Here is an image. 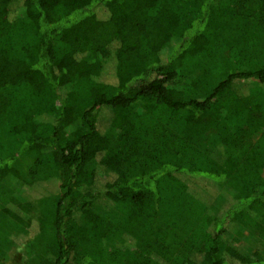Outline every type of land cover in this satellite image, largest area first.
Instances as JSON below:
<instances>
[{
  "label": "trees",
  "instance_id": "obj_1",
  "mask_svg": "<svg viewBox=\"0 0 264 264\" xmlns=\"http://www.w3.org/2000/svg\"><path fill=\"white\" fill-rule=\"evenodd\" d=\"M0 264H264V0H0Z\"/></svg>",
  "mask_w": 264,
  "mask_h": 264
},
{
  "label": "rangeland",
  "instance_id": "obj_2",
  "mask_svg": "<svg viewBox=\"0 0 264 264\" xmlns=\"http://www.w3.org/2000/svg\"><path fill=\"white\" fill-rule=\"evenodd\" d=\"M109 75H106L105 78L106 80L108 79ZM242 92H247L246 88H243L241 90ZM112 117V112L110 111V109H104L101 111L99 117H98V126L102 131H105L106 128L109 126V120ZM220 158L222 160H224V156L223 155H219ZM218 157V156H216ZM107 175H105L102 171H100V181H99V187L104 186L105 182L107 181ZM45 186H40L43 189H37L36 191H32V196L33 198H35V200L39 199L40 197L44 196V195H49L50 193H56L55 192V188H56V182L52 181L50 184L48 183H43ZM217 191H218V187L214 186V185H210L209 186V190L205 191L202 190L201 188H196L195 189V193L198 197H202L204 199V203L209 207L208 208V213L210 216H212L213 218H215L216 216H219L220 213H222L224 210H226V208L228 207V205L224 202H222L221 200H216L217 199ZM102 201V200H100ZM99 201V202H100ZM99 202L97 203V205L99 204ZM224 209H223V205ZM213 229L211 228V231ZM238 232H240V229L237 227H233L230 229V233L232 234V236H235ZM33 235V232L31 235L27 236V239L30 238ZM233 238V237H232ZM25 239V240H27ZM18 245H21L20 243H18ZM22 247V246H21ZM24 249V247H23ZM14 253V255H17L18 250H12Z\"/></svg>",
  "mask_w": 264,
  "mask_h": 264
}]
</instances>
